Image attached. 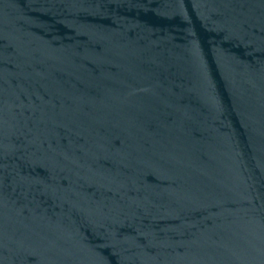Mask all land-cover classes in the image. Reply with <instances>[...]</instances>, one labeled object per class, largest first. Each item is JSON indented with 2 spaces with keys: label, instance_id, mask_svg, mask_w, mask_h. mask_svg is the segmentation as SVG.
<instances>
[{
  "label": "water",
  "instance_id": "1",
  "mask_svg": "<svg viewBox=\"0 0 264 264\" xmlns=\"http://www.w3.org/2000/svg\"><path fill=\"white\" fill-rule=\"evenodd\" d=\"M0 264H264V0H0Z\"/></svg>",
  "mask_w": 264,
  "mask_h": 264
}]
</instances>
